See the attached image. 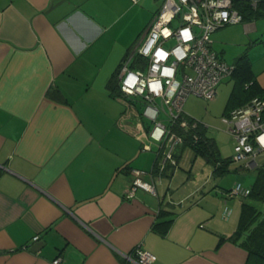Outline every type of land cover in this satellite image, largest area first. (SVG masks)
<instances>
[{
    "label": "crops",
    "instance_id": "obj_1",
    "mask_svg": "<svg viewBox=\"0 0 264 264\" xmlns=\"http://www.w3.org/2000/svg\"><path fill=\"white\" fill-rule=\"evenodd\" d=\"M156 1L0 0V264H135V247L156 255L150 264H245L246 249L229 239L241 203L238 212L226 190L212 199L203 182L179 197L174 170L156 193L125 196L131 169L148 171L154 157L118 125L125 105L107 83ZM210 37L220 59L245 57L251 69L218 83L221 115L264 95V13Z\"/></svg>",
    "mask_w": 264,
    "mask_h": 264
},
{
    "label": "built area",
    "instance_id": "obj_2",
    "mask_svg": "<svg viewBox=\"0 0 264 264\" xmlns=\"http://www.w3.org/2000/svg\"><path fill=\"white\" fill-rule=\"evenodd\" d=\"M251 3L255 5L256 0ZM242 19L234 0H163L141 44L122 61L116 97L125 106L118 125L142 142V150L155 145L159 170L166 164L178 167L175 155L183 138L173 125L187 126L183 117L186 98L214 99L218 83L234 71V64L220 59L211 48V33ZM221 121L233 141L231 160L255 167L264 158V98L254 96L244 105L229 109ZM130 173L126 197H132L138 188L156 193L160 174L139 168H132ZM249 192V186L237 181L225 195L245 197ZM32 239L37 240L38 235ZM127 258L135 264H150L156 255L135 247ZM60 261L59 256L53 259L54 264Z\"/></svg>",
    "mask_w": 264,
    "mask_h": 264
},
{
    "label": "trees",
    "instance_id": "obj_3",
    "mask_svg": "<svg viewBox=\"0 0 264 264\" xmlns=\"http://www.w3.org/2000/svg\"><path fill=\"white\" fill-rule=\"evenodd\" d=\"M251 1L234 0V6L240 11L242 17H250L264 13V0H256L255 5ZM126 55L107 83V88L113 96L119 94L117 74ZM132 66H134V63ZM234 66V71L240 73L243 78H250L251 69L245 57H241ZM252 83H255V81L253 80ZM261 92L260 89L255 96L258 95V97L264 98ZM49 94L55 100H62L61 93L56 89ZM183 117L187 120V126L181 127L178 123L173 125V130L183 138L182 145L175 155L177 163L179 162V151L188 147L195 156H201L206 163L212 166V173L220 175L227 171L230 158L222 159L219 156L215 140L206 134V125L201 120L190 115L184 114ZM157 159L158 156L154 154L152 166L147 172L155 175L160 174L163 178L169 177L175 170V167L166 164L163 170H159ZM177 166H179V163ZM249 188V194L241 197L242 201L238 225L234 234L229 239L235 240L240 246L246 249L247 258L245 264H264V165L255 168L254 178ZM168 213L169 211L166 209H160L159 211L160 216L168 215ZM163 222L165 225L163 228L164 231L169 226L171 218Z\"/></svg>",
    "mask_w": 264,
    "mask_h": 264
},
{
    "label": "rangeland",
    "instance_id": "obj_4",
    "mask_svg": "<svg viewBox=\"0 0 264 264\" xmlns=\"http://www.w3.org/2000/svg\"><path fill=\"white\" fill-rule=\"evenodd\" d=\"M162 1L163 0H157L156 6L161 5ZM147 27L148 25L144 27V29H140L136 37H131L126 45L128 46L126 53H130V51H133L141 44ZM112 61L113 59L111 63ZM108 63L110 65L109 60ZM262 77H264V74H262ZM222 100L223 99L216 100V98L206 100L199 96L190 95L184 102L183 110L193 117L200 119L207 125V135L215 140L219 156L222 159L230 158V161L227 171L220 175L214 174L212 173V166L210 164L206 163L201 156H195L192 150L186 147L185 153L179 162V166L175 169V173L170 181V186L175 189V193L179 197L185 196L189 191L195 188V185L204 182L203 194L218 200L220 199L221 191L230 189L237 181L242 182L244 185H250L253 181L254 170L252 168H238L240 164L231 160L233 141L226 131V125L221 121V113L225 102ZM137 106L141 107V104L138 103ZM145 122L147 123L146 119ZM150 148L151 150L143 151L153 158L155 145L150 144ZM196 198H198V194L194 196V199ZM194 199L192 196H189L186 198V202ZM239 199L240 196H234L230 199L229 203L231 204L230 206L236 205L238 212L241 203Z\"/></svg>",
    "mask_w": 264,
    "mask_h": 264
}]
</instances>
